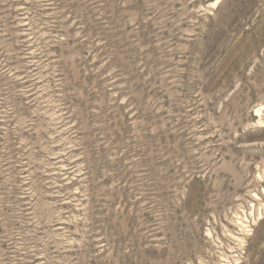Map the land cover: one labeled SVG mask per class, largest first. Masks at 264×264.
Masks as SVG:
<instances>
[{"label": "rangeland", "instance_id": "1", "mask_svg": "<svg viewBox=\"0 0 264 264\" xmlns=\"http://www.w3.org/2000/svg\"><path fill=\"white\" fill-rule=\"evenodd\" d=\"M0 264H264V0H0Z\"/></svg>", "mask_w": 264, "mask_h": 264}, {"label": "bare ground", "instance_id": "2", "mask_svg": "<svg viewBox=\"0 0 264 264\" xmlns=\"http://www.w3.org/2000/svg\"><path fill=\"white\" fill-rule=\"evenodd\" d=\"M255 115V114H254Z\"/></svg>", "mask_w": 264, "mask_h": 264}]
</instances>
